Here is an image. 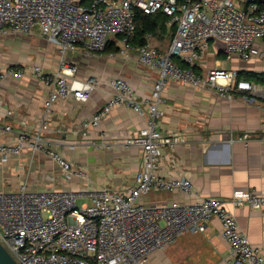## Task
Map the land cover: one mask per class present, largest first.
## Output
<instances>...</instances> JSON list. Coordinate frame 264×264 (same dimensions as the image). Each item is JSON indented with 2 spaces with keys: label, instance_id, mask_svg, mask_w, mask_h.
<instances>
[{
  "label": "built area",
  "instance_id": "2783aa9c",
  "mask_svg": "<svg viewBox=\"0 0 264 264\" xmlns=\"http://www.w3.org/2000/svg\"><path fill=\"white\" fill-rule=\"evenodd\" d=\"M168 16L175 26L172 40L164 50L148 43L137 47V62L156 73L149 94L138 98L123 77L110 80V98L81 124L85 133L97 127L115 106H124L147 116V122L123 145L141 148L142 168L130 187L101 189H29L21 182L12 190L0 189V242L17 264H144L154 251L164 249L186 232H198L212 217L221 224V234L230 246L233 264H264L260 247L250 242L239 228L234 211L241 206L264 208V194L255 190H235L229 198L201 197L191 203H144L141 198L152 192H190L187 177L165 178L157 174L159 158L165 147L183 141L176 134L159 128L163 116V90L169 82L194 88L214 89L232 100L237 93L260 101V131L264 133V83L239 78L238 70L218 66L198 74L193 64L207 52L210 41L221 44L227 54L247 60L264 52V0H245L243 7L234 0H0V35L31 34L38 30L54 43L61 54L58 69L49 74L40 65L31 72L51 91L44 101V113L53 103L70 97L87 100L99 85L90 76L84 81L69 80L77 67L63 57L68 51L92 56L101 52L112 37L121 42L119 53L129 48L135 31V10ZM113 55V54H111ZM188 64L181 67L175 60ZM23 68L0 67L5 75L21 78ZM8 114H10L8 112ZM42 120L33 133L17 132L16 143L0 140L2 161L19 154L23 148L43 151L61 168L64 180L85 179V169L46 148ZM13 131L10 125L2 133ZM250 134L231 141L245 144ZM111 148L112 143H103Z\"/></svg>",
  "mask_w": 264,
  "mask_h": 264
},
{
  "label": "crops",
  "instance_id": "0c3cea01",
  "mask_svg": "<svg viewBox=\"0 0 264 264\" xmlns=\"http://www.w3.org/2000/svg\"><path fill=\"white\" fill-rule=\"evenodd\" d=\"M234 1L241 7L245 5V0ZM171 26L166 22L149 34L148 43L157 49H166L174 33ZM3 37L10 40L17 37L16 46L25 53L7 55L5 46H0V67L23 68L26 73L21 78L5 75L0 79V140L14 144L17 132L33 133L44 119L48 125L43 131L46 148L85 169L88 180H64L60 166L48 153L23 148L7 161H2L0 156V189L12 190L21 182L35 190L130 187L136 172L142 168V152L139 146L123 143L145 126L147 116L119 105L102 117L99 126L90 127L85 133L81 131V124L110 98L113 89L109 82L117 76L131 84L138 98L149 94L156 73L137 62L138 46L129 44L121 55L118 51L121 42L112 37L106 48L92 56L80 51L66 52L64 59L77 67L69 80L84 81L94 76L99 85L87 100L72 97L59 100L45 114L44 101L51 85L35 76L31 68L40 65L45 73L55 72L61 59L60 52H55L57 46L38 30L31 34H1L0 38ZM113 47L117 48L116 52ZM34 48L36 53L29 56ZM212 66L236 69L239 78L258 83L261 81L248 73L264 72V52L245 60L237 54L225 53L219 42L211 40L209 49L196 60L193 69L202 75ZM162 94L163 116L158 122L159 128L178 135L183 141L164 148L157 174L165 178L187 177L193 189L152 192L142 197V202L167 204L191 203L201 197L226 199L235 190L264 194V133L260 131L262 114L257 98L237 93L232 100H227L214 89L176 82H169ZM6 125L13 131L2 133ZM244 134H250L253 139L246 144L231 141ZM103 143H112V147L106 148ZM234 213L239 228L264 254V208L241 206ZM144 264H233V257L221 234L219 219L212 217L203 230L179 235L172 244L151 253Z\"/></svg>",
  "mask_w": 264,
  "mask_h": 264
},
{
  "label": "trees",
  "instance_id": "16d2710c",
  "mask_svg": "<svg viewBox=\"0 0 264 264\" xmlns=\"http://www.w3.org/2000/svg\"><path fill=\"white\" fill-rule=\"evenodd\" d=\"M183 1V0H179ZM168 20V16L162 12H158L154 15H149L143 13L141 10H135V31L133 36L129 39V44L133 46H140L147 43L146 35L154 33L156 29L162 28L163 25ZM175 30V26H171ZM109 45V44H108ZM107 46V45H106ZM106 48V47H105ZM114 52L117 51L116 47L111 48ZM181 67H188V64L183 61L176 59L175 60ZM249 76H254L259 79L261 82H264V72H249Z\"/></svg>",
  "mask_w": 264,
  "mask_h": 264
},
{
  "label": "rangeland",
  "instance_id": "374dc122",
  "mask_svg": "<svg viewBox=\"0 0 264 264\" xmlns=\"http://www.w3.org/2000/svg\"><path fill=\"white\" fill-rule=\"evenodd\" d=\"M0 41L2 42V44H0V46H3V45L5 46V49H6V52L5 53L7 55H12V56H23L24 55V53H25V52H23L24 49L23 48L21 49V48H19V46H16V42L15 41H17V37H14L12 40L3 37V38H0ZM44 41H41V42H44ZM45 43L47 44L46 41H45ZM54 48H55V52L58 54L59 50H57V47H54ZM35 53H36V48H34L31 51H29V54L28 55L29 56H33ZM221 59L224 60L223 57ZM0 63H1V61H0ZM229 63H230V61H229Z\"/></svg>",
  "mask_w": 264,
  "mask_h": 264
},
{
  "label": "water",
  "instance_id": "95a60500",
  "mask_svg": "<svg viewBox=\"0 0 264 264\" xmlns=\"http://www.w3.org/2000/svg\"><path fill=\"white\" fill-rule=\"evenodd\" d=\"M0 264H17L15 259L11 256L8 250L0 242Z\"/></svg>",
  "mask_w": 264,
  "mask_h": 264
}]
</instances>
